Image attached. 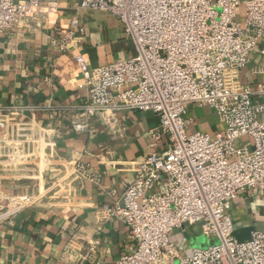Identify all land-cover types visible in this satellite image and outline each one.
Wrapping results in <instances>:
<instances>
[{
    "label": "built area",
    "instance_id": "obj_1",
    "mask_svg": "<svg viewBox=\"0 0 264 264\" xmlns=\"http://www.w3.org/2000/svg\"><path fill=\"white\" fill-rule=\"evenodd\" d=\"M241 6L243 22L237 20ZM76 7L118 19L136 54L92 68L83 55L86 30L77 21L51 40L62 53L71 52L85 75L88 99L68 107L71 130L87 134L100 125L118 140L124 135L120 112H152L158 119L134 182L105 207L137 243L116 264H264V231L240 242L229 214L240 193L264 196V83L253 90L241 79L253 55L264 57V0H76ZM57 10L42 0H0V39L19 25L42 27ZM191 106L211 109L224 129L190 131ZM36 110L52 120L59 112L53 105H0V182L6 174L15 182L37 180V162L58 156L60 132L39 125ZM69 163V173L46 188L36 181L18 196L0 191V212L13 215L48 192L65 195L73 186L99 184L85 155ZM196 226L204 248L187 246L185 234ZM98 246L94 241L79 253L70 243L62 262L93 263Z\"/></svg>",
    "mask_w": 264,
    "mask_h": 264
},
{
    "label": "crops",
    "instance_id": "obj_2",
    "mask_svg": "<svg viewBox=\"0 0 264 264\" xmlns=\"http://www.w3.org/2000/svg\"><path fill=\"white\" fill-rule=\"evenodd\" d=\"M42 3L57 7V14L42 27L19 25L0 39V105L58 107L53 120L49 113L35 111L39 125L60 132L58 156L37 162V180L15 182L10 174L2 176L0 191L9 197L23 194L36 181L46 188L65 177L70 170L69 161L81 154L89 162L90 171L99 175L100 182H87L83 188L73 186L65 195L48 192L31 207L13 215L0 212V264H63L61 257L67 245L73 243L79 253H85L94 241L99 246L95 262L90 264H116L121 256L132 253L137 243L129 238L127 226L110 218L105 207L118 200L134 182L135 166L151 152L149 132L157 126L158 119L152 112H120L124 135L118 140L111 139L100 125H94L87 134L74 133L68 107L88 99L85 75L71 52L62 53L50 44L51 40L62 38L61 29L77 21L86 30L83 55L92 68L132 58L136 51L119 20L111 14L79 10L76 0ZM241 79L245 87L253 90L264 83L262 55L252 56ZM63 112L65 118L61 119ZM187 118L190 131L213 134L224 129L219 117L206 107L191 106ZM229 214L241 238L245 229L264 231V196L259 192L240 193L231 202ZM186 241L193 248L197 240Z\"/></svg>",
    "mask_w": 264,
    "mask_h": 264
},
{
    "label": "rangeland",
    "instance_id": "obj_3",
    "mask_svg": "<svg viewBox=\"0 0 264 264\" xmlns=\"http://www.w3.org/2000/svg\"><path fill=\"white\" fill-rule=\"evenodd\" d=\"M17 1H23V0H17ZM244 7L241 6L237 13H238V17L237 20L238 21H242L243 22V17H244ZM36 183V182H35ZM35 185V184H34ZM34 185L32 188H30V190H32L34 188ZM31 187V185H30ZM18 196V195H15ZM14 197V196H13ZM200 234V226H196V227H190L188 229V232L185 234L187 240L190 242V240H192V238L196 239L197 241L195 242V247H193V249L198 247L204 248L207 246V244L203 241L202 237H199ZM198 238V239H197Z\"/></svg>",
    "mask_w": 264,
    "mask_h": 264
},
{
    "label": "water",
    "instance_id": "obj_4",
    "mask_svg": "<svg viewBox=\"0 0 264 264\" xmlns=\"http://www.w3.org/2000/svg\"><path fill=\"white\" fill-rule=\"evenodd\" d=\"M253 231H255V229H253V228L245 229V231H243V233H245V236L243 238H241V235H240L241 232L240 231H236L234 235L238 239V241L244 242V241H247L251 238V234Z\"/></svg>",
    "mask_w": 264,
    "mask_h": 264
}]
</instances>
